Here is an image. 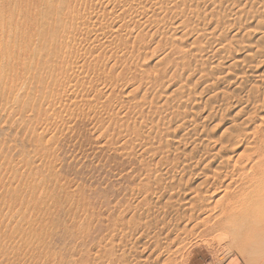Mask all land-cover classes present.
I'll use <instances>...</instances> for the list:
<instances>
[{
	"label": "rangeland",
	"instance_id": "1",
	"mask_svg": "<svg viewBox=\"0 0 264 264\" xmlns=\"http://www.w3.org/2000/svg\"><path fill=\"white\" fill-rule=\"evenodd\" d=\"M193 1L194 3L189 5L193 8L197 6L199 15L206 13L207 18L203 22H195L192 26L193 19L187 18L184 24V27L189 24L187 28L172 30L170 33L171 25L178 23L182 16L174 18L169 16L164 19L168 20L170 24L167 25L170 26L162 25L152 36L150 33L155 29H145L142 49L131 64L132 69L129 66H126L125 70L117 69L118 73H123L121 82L127 85L122 86L120 82L112 92L96 93L100 101L108 94H112L109 95L112 103L119 99L123 108L114 109V113L121 111L118 113L120 117L125 112L130 113V116L128 115L130 123L143 124V130L136 128L132 132L131 129L124 127L125 124L119 128L117 120L108 121L110 118L107 114L96 117L89 109L80 107L83 123H87L83 129L85 131L83 138L74 144L76 136L73 130L68 131L70 125H67L60 134L51 131L44 133L45 137L50 136L49 140H52L46 143L47 137L36 139L39 128L37 131L33 129L34 122L20 124L22 120L13 121L5 118L10 113V109H0V186L4 181V184L12 185L6 199L8 195L18 192L28 201L32 198L40 199L44 194L64 201L66 187L71 199L65 200L62 207L69 209L71 207L69 205L73 204L70 217L63 214V211L52 215L51 219L53 218V221L58 219L62 226L58 228L57 233L43 230L51 223L34 224L33 242L28 244L16 234V229L20 226L24 228L28 221H35L36 216L26 210L24 204L15 207L11 205L12 208H8L7 201L0 211V264H82L76 253H73L76 254L73 258L65 255L68 251L71 253L73 247L79 243L80 230L85 223H92L89 226L91 230L97 226L103 229V225H97V221L91 218L98 212L106 215V210L101 204L105 200L111 202V208L115 206L113 217L119 216L125 223L129 219L138 228L140 226L141 230L147 233L148 238L157 235L165 245L169 237L165 234L166 231L161 229L171 226L178 230L190 225L187 219L191 213L184 211V207L186 208L184 202L199 189L195 187L199 178L197 174L210 175L213 172L211 170H215L219 164L218 161L207 164L208 156L204 154L206 152L211 154L214 149L213 147L206 149L203 144L206 145L207 137L220 138L219 135L221 136L226 126L235 121L233 115L243 106L242 103L246 99L243 95L247 94L248 89L257 79H261L260 76L254 78V75L263 74L264 69V7H261L264 6V0H216L213 9L203 0ZM238 7L243 8L240 15L235 13ZM205 24L207 25L203 26ZM196 27L198 30L205 28L209 30L207 31L210 32L209 36L195 37L193 34L198 31ZM171 41L181 49L182 53L178 54L175 47L171 48ZM247 50H257L259 53L254 52L257 56L245 58ZM132 54L136 55L137 51H133ZM103 60L104 58L100 57L95 61L97 65L100 64V70L94 72L95 75L98 72L97 77L92 71L90 73L91 79L95 78L98 82L102 81L104 71H109L111 65L110 62ZM77 64L81 65V62ZM88 68L85 66V69ZM226 72L236 77H244L241 90L231 88L227 78L230 77L232 82L235 79L233 76H226V79L222 80L224 82L218 80ZM239 73L244 76H240ZM145 75L154 79L156 77L157 82H154L146 93L142 92L144 87H141L130 96H126L127 92L132 90ZM86 89L88 90L89 87ZM142 95L145 97L144 101ZM131 104H138L136 109L140 112L137 118L134 114L136 110L127 111V107L134 108ZM220 104L223 107L221 113H217L216 107ZM239 122L240 119H237V123ZM217 124L219 125L216 126ZM150 127H153L151 132H149ZM144 130L149 132L146 141L140 140L145 134ZM140 131H143V134ZM198 134L205 138L200 139ZM57 136L58 142H56ZM63 138L69 143H64ZM43 144L47 145L45 148L47 151L44 150L41 156L47 159L39 162L41 156L38 158L35 155L34 146H43ZM140 144L147 145L141 148ZM205 149H209L210 152H204ZM49 166L52 168L54 166L53 170ZM13 169L17 175L11 180ZM32 180L40 183V187H35L29 193L25 190L23 181ZM44 185L47 187L42 190L41 187ZM55 186L60 187L61 190L56 189ZM3 194L0 190V208L3 205ZM143 198L147 201H143L134 210L138 201ZM46 204L48 207L50 201L40 204L42 214ZM201 204L203 207L209 206V201H203ZM126 207L128 211L123 210ZM132 211L136 212L134 218H130ZM23 214L27 216L24 219ZM202 216V213L196 211L193 218ZM102 234L104 237V233ZM146 235H143V240L138 241L135 240V235L123 239L118 234L115 235L116 243H114H121L118 246L125 247V264H153L152 259H147V250L142 254L139 253L141 245L148 241ZM69 236L72 237L71 242ZM207 238H192L190 240L192 245H187L181 250L182 253L196 247L199 244L198 240L200 243H205L202 248L194 250L192 255L194 262L192 261L191 264H237L234 260L236 253L226 247L225 240L217 238L215 241L207 242ZM85 252L86 256H89L87 264H92L95 258L93 249L85 247Z\"/></svg>",
	"mask_w": 264,
	"mask_h": 264
},
{
	"label": "bare ground",
	"instance_id": "2",
	"mask_svg": "<svg viewBox=\"0 0 264 264\" xmlns=\"http://www.w3.org/2000/svg\"><path fill=\"white\" fill-rule=\"evenodd\" d=\"M215 1L203 0V2L210 5L211 9L214 8ZM191 3H194V1L0 0V109H10V113L5 118L13 121L22 120L20 124L24 125L25 122L32 124L34 122L33 129L37 131L39 128V133L35 136L36 139L46 138L47 136L45 137L44 133L49 131L60 134L67 125H70L68 131L73 130L74 136H76V141L72 139L75 141L74 144L83 138L85 134L83 129L87 124L83 123L80 107L89 109L92 115L96 117L107 114L110 118H107L108 121L117 120L116 123L119 128L125 124L124 127L131 129L132 132L136 128L143 130V124L130 123V118H128L130 113L125 112L121 117L118 114L121 111L114 113V109L120 110L123 108V104L119 102V99L112 103L109 96L112 94H108L107 97L102 99L103 101H100L96 93L112 92L114 90L123 79V73H118L117 69L125 70L126 66L132 69L131 64L142 49L145 29L154 28L155 30L150 33L152 36L159 31L162 25L170 26L167 25L168 20L165 21L164 19L169 16L171 18L182 16L178 23L171 25L170 33L172 30L187 28L189 24L184 27L187 18L193 19L192 26L195 22H203L207 18L206 13L202 16L199 15L197 6L193 8L189 5ZM242 11L243 8L238 7L235 13L240 15ZM163 19L164 22L161 23ZM207 31L209 30L206 28L201 29L194 32L193 35L195 37H207L210 33ZM160 32L162 33V31ZM171 44V48H176V53H182L181 49L175 46L176 44L173 42ZM130 50H136L137 54L133 55V51ZM254 52L258 51L247 50L244 57L254 56ZM100 57L110 62L111 65L109 71H104L105 75L103 74L102 81L99 79L100 82H98L95 78L91 79L90 73L92 71V74L95 75L94 72L100 70V64L97 65L95 62ZM78 61L81 62V65L77 64ZM128 61L130 62L128 63ZM85 66L89 68L85 69ZM252 70L250 71L251 75ZM259 73L262 72L259 71ZM96 75L95 77H97ZM229 75L230 73L226 72L218 80L224 82L222 81L223 78ZM230 76H233V74ZM245 76L247 77V75ZM255 76L258 78L260 76L261 79H257L255 84L248 89L247 94L243 95L246 99L242 103L243 106L234 113L233 118H235V121L232 122L233 119L232 123H229L226 129L224 128L225 130L222 131L221 136L219 135L220 138L207 137L206 145L203 144L206 149L209 147L214 149L211 154L206 152L209 149L204 151L206 152L204 156H208L207 164L217 161L219 164H217L218 167L215 170H211L213 172L210 175L197 174L199 178H197L198 182L195 187L199 189L197 188L198 190L192 193L190 198L184 202L186 206L184 211L191 213H189L188 219L186 218L190 223L189 226H183L178 230L171 226L161 229L165 230V234L169 237L165 245L157 235H154L153 238L150 236L151 239L148 238L147 233L129 219L125 223L119 216L113 217L115 206L111 208V202L105 200L101 204L106 210V215L98 212L96 216L91 218L97 221V225H103V229L97 228L99 227L97 226L94 230H91L89 226L92 223L84 222L85 224L80 230L79 243L76 244V247H73L71 253L68 251L65 256L73 258L77 254L82 264H87L89 256H86L85 247H90L95 253L92 264H125V247H119L118 245L121 243L115 244V235L118 234L122 239L129 235H135V240L138 241L139 239L143 240L145 234L148 241L141 245L139 253L142 254L147 250V259H152L151 263L153 262V264H191L192 261L194 262L192 256L194 250L202 248L205 243H200L198 240L197 243L199 244L196 247L189 248V251L185 250L182 253L181 250L185 249L187 245H192L190 244L192 238L200 237H208L207 242L215 241L217 238L225 240L226 247L231 252L236 253V255L234 254L236 256L234 260L237 264H264V69L263 74L254 75V78ZM233 77L235 79L232 82H230V77V80L227 78L231 88L241 90L240 88L244 85L242 81L244 77H236L235 75ZM139 81L132 90L127 92L126 96H130L141 87H144L142 92L146 93V90L150 89L154 82H157L156 77L154 79V77L147 75L141 77ZM120 84H123L122 86L127 85L125 82ZM85 86L89 89L84 88ZM144 99L145 97L142 95V101ZM235 103L237 104V101ZM132 104L134 103L132 102ZM222 104L216 107L215 112L221 113V107L224 105ZM132 106L134 108L127 107V111L136 110L134 114L137 118L140 112L136 109L138 104ZM236 118L240 119L239 123H237ZM138 119L141 118L138 117ZM152 128H149V132L152 131ZM122 132L124 133L125 130ZM142 132L140 131V133ZM149 132L144 130L145 134L140 137V140L146 141ZM54 135L56 136V134ZM198 136L200 139L203 138L199 134ZM49 137H47L46 143L52 142ZM64 138L62 141L69 143ZM56 142H58V136ZM45 144L34 146V152L38 158L47 151V149L45 150L47 148ZM76 145L79 147L78 143ZM145 145L140 144L139 146L144 148ZM39 159L40 162L42 159L46 160L47 158L41 156ZM197 166L195 167L197 168ZM11 174V177H13L11 180H14L17 172L13 169ZM7 178L9 179V177ZM4 182L0 186L1 192L4 193L2 196L3 205L0 211L3 210L8 201V208L24 204L25 209L36 216L35 221H28L25 223L24 228L20 226L16 229V234L28 244L33 242L34 224L51 223L43 230L46 232L52 230L51 233L54 234L62 226L58 219L54 221L53 218L51 219L52 215L63 211V214L70 217L73 204L69 205L71 206L69 209L62 207L65 200L71 199L66 187L65 197L63 196L64 201L51 198L48 194H44L40 199L32 198L28 201L18 192L8 195V199H6L8 190L12 185L4 184ZM23 184L25 190L29 193L35 187H40V183L33 180L31 182L23 181ZM46 187L47 185H44L41 188L44 190ZM55 187L61 190L60 187ZM49 201L50 205L47 207L46 204L42 214L40 204ZM143 201L147 200L143 198V200L138 201L134 210ZM203 201H209V206L203 207L201 204ZM210 205L212 206L210 207ZM117 210L119 211L120 208ZM123 210L128 211L127 207ZM196 211L202 213L203 216L194 219ZM130 215V218H134L136 212L132 211ZM15 216L13 215V217ZM25 217L27 216L23 214L22 218ZM192 219L193 221H191ZM102 233H104V237ZM53 234L49 235L52 236ZM69 238L71 242L72 237L69 236ZM115 247H118V249ZM97 254H99V257Z\"/></svg>",
	"mask_w": 264,
	"mask_h": 264
}]
</instances>
